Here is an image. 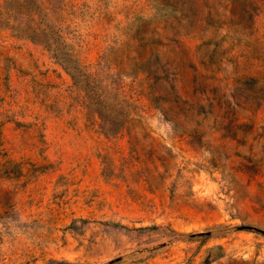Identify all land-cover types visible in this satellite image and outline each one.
<instances>
[{"label":"rangeland","instance_id":"1","mask_svg":"<svg viewBox=\"0 0 264 264\" xmlns=\"http://www.w3.org/2000/svg\"><path fill=\"white\" fill-rule=\"evenodd\" d=\"M0 264H264V0H0Z\"/></svg>","mask_w":264,"mask_h":264}]
</instances>
